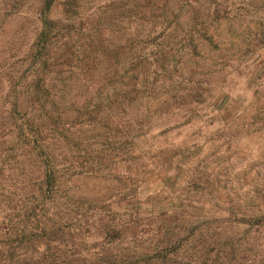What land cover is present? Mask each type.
<instances>
[{
    "label": "rangeland",
    "instance_id": "rangeland-1",
    "mask_svg": "<svg viewBox=\"0 0 264 264\" xmlns=\"http://www.w3.org/2000/svg\"><path fill=\"white\" fill-rule=\"evenodd\" d=\"M111 1L0 0V150L18 141L37 35L44 31L54 49L78 43L91 16ZM177 1L168 0L154 29L132 25L150 72L138 98L148 132L132 141L141 152L124 154L140 117L135 105L111 119L118 125L112 141L120 142L114 148L96 142L105 129L95 118L74 119L70 109L62 116L67 133L57 145L65 161L96 168L97 152L112 149L98 175L69 181V207L119 210L126 223L122 242L102 241L94 226L74 241L49 244L67 258H119L121 251L127 264H264V0H189L210 11L197 21L194 11L173 10ZM173 224L177 237L156 236L160 225Z\"/></svg>",
    "mask_w": 264,
    "mask_h": 264
},
{
    "label": "trees",
    "instance_id": "trees-1",
    "mask_svg": "<svg viewBox=\"0 0 264 264\" xmlns=\"http://www.w3.org/2000/svg\"><path fill=\"white\" fill-rule=\"evenodd\" d=\"M167 4L168 0H113L95 11L78 43H64L59 49H54L44 31L37 35V50L32 53L35 67L32 81L22 83L32 87H27L29 92L24 97L27 108L18 118V141L0 150L3 153L0 157V264L130 262L128 255L121 251L119 258L101 252L91 259L79 260L67 258V251L63 249L49 247L52 242L83 237L94 226L103 237L102 241L107 243L122 242L126 236V223L120 219L119 210L90 212L82 211L79 205L78 208L69 207V181L80 174L98 175L103 169L100 165L111 157V153L105 155L106 151L112 149L99 150L96 155L99 165L86 169V163L65 161L57 144L66 138L67 127L62 116L69 109L75 112L74 119L86 115L95 118L105 132H98L94 138L96 142L102 140L107 148L116 145L111 130L118 125H113L111 119L118 120V116L132 105L137 106L136 113L140 116L138 98L147 91L150 72L146 66L145 41L136 37L138 33L132 32V25L142 24L154 29V22L167 9ZM194 4L178 0L171 7L196 12V21L200 15L210 14L202 10L201 5ZM201 20L198 25L205 32L206 20ZM160 21V27L165 29L166 21ZM28 107L35 113L31 121L27 118ZM141 121L140 116L127 134L131 142L125 143L129 146L124 154L130 159L134 158L131 152H141V148L135 151L132 141L142 139L148 132ZM106 139L108 143H103ZM92 150L90 147L86 153ZM114 154L119 156L121 152ZM166 217L169 223L175 222L173 214ZM160 226L157 237L163 240L177 237L175 224Z\"/></svg>",
    "mask_w": 264,
    "mask_h": 264
}]
</instances>
